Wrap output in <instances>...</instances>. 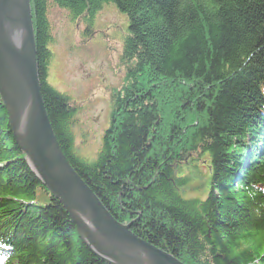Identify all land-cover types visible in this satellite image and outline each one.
I'll return each mask as SVG.
<instances>
[{
  "label": "trees",
  "instance_id": "16d2710c",
  "mask_svg": "<svg viewBox=\"0 0 264 264\" xmlns=\"http://www.w3.org/2000/svg\"><path fill=\"white\" fill-rule=\"evenodd\" d=\"M105 4L127 18L119 57L126 74L111 95L102 144L88 157L74 147L76 101L49 83L50 13L66 10L90 36ZM31 7L54 133L110 213L135 220L132 232L185 264H264V0H31ZM200 156L207 194L188 197L182 164ZM0 264H108L28 165L1 99Z\"/></svg>",
  "mask_w": 264,
  "mask_h": 264
},
{
  "label": "water",
  "instance_id": "95a60500",
  "mask_svg": "<svg viewBox=\"0 0 264 264\" xmlns=\"http://www.w3.org/2000/svg\"><path fill=\"white\" fill-rule=\"evenodd\" d=\"M0 99L28 165L62 203L85 245L108 264H185L117 220L63 153L39 79L31 0H0Z\"/></svg>",
  "mask_w": 264,
  "mask_h": 264
},
{
  "label": "rangeland",
  "instance_id": "374dc122",
  "mask_svg": "<svg viewBox=\"0 0 264 264\" xmlns=\"http://www.w3.org/2000/svg\"><path fill=\"white\" fill-rule=\"evenodd\" d=\"M50 18L55 43L49 83L76 101L74 147L82 155L94 157L109 126L111 95L125 82L126 71L119 57L128 31L127 18L115 5L105 4L95 13L90 36L84 35V22L72 20L64 9H53ZM198 158L182 164V173L189 176L182 191L188 197L203 198L209 168L207 157Z\"/></svg>",
  "mask_w": 264,
  "mask_h": 264
}]
</instances>
